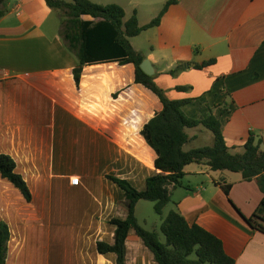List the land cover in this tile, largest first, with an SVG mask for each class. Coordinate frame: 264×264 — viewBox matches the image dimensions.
I'll return each mask as SVG.
<instances>
[{
    "label": "crops",
    "instance_id": "obj_1",
    "mask_svg": "<svg viewBox=\"0 0 264 264\" xmlns=\"http://www.w3.org/2000/svg\"><path fill=\"white\" fill-rule=\"evenodd\" d=\"M90 1L122 6L126 22L136 12L141 27L169 2ZM1 6L0 154L15 160L33 196L28 203L0 175V221L11 233L6 264H77L87 238H96L95 249L99 241L113 244L110 221L126 216L124 193L107 176L136 188L156 174L157 155L141 132L163 106L135 83L132 64L86 65L77 85L78 58L63 40V19L45 0H4ZM131 44L150 61L168 97L194 100L183 108L187 116L213 113L220 119L233 153L244 152L251 134L264 142V0H179L159 26ZM213 60L201 70L188 65ZM179 66L177 75H169ZM180 86L190 90L179 92ZM203 129L188 130L192 142L186 151ZM185 173L189 187L172 190L173 207L190 225L220 239L236 264H264V233L243 218L261 205L257 182L205 164L190 165ZM223 184L232 185L228 196ZM118 205L123 213L117 214ZM130 255L133 264H154L133 233L127 264ZM97 256L115 264L113 254Z\"/></svg>",
    "mask_w": 264,
    "mask_h": 264
},
{
    "label": "trees",
    "instance_id": "obj_2",
    "mask_svg": "<svg viewBox=\"0 0 264 264\" xmlns=\"http://www.w3.org/2000/svg\"><path fill=\"white\" fill-rule=\"evenodd\" d=\"M3 1L0 0V18L6 14V10L1 6ZM45 1L51 9L64 12L61 33L67 48L79 61L78 67L74 70L77 85L80 84L82 70L86 65L106 62L132 64L135 67V83L150 90L163 106L162 111L157 113L141 132L149 147L157 155L154 164L156 174L146 180L141 191L125 179L107 176L124 193L123 206L126 216L116 217L110 221L115 227L114 242L113 244L97 242V253L113 254L116 256L115 264H127V240L133 233L153 254L154 264H236L235 260L226 254L220 239L197 224L190 225L178 210L171 211L162 221L161 232L165 237L164 242L158 233L145 230L136 217L137 204L142 200L154 202L156 213L163 215L164 210L172 202V190L183 185L186 167L205 164L213 172L241 173L244 181L257 182L263 194L261 205L254 216L243 218L252 229L264 233L263 140L251 134L244 146V152L233 153L226 144L220 119L213 113L207 118L200 119L187 116L183 108L192 104L194 100L168 97L157 84L156 76H148L143 72L141 64L145 57L131 44V39L138 37L147 29L159 26L169 7L179 0H169L159 16L145 27L139 25L136 12L126 22V12L117 4L104 6L90 0ZM213 63L214 60L188 65L201 70ZM181 70L182 67L179 66L170 71L169 75L175 76ZM176 90L188 92L190 87L180 86ZM199 127L213 134V145L186 151L185 146L192 142L188 130ZM16 168V162L11 156L0 154L1 177L10 182L24 199L31 203L32 192L23 177L16 173ZM231 188L230 184L222 185L227 196ZM10 239L8 224L0 221V264L7 262Z\"/></svg>",
    "mask_w": 264,
    "mask_h": 264
},
{
    "label": "rangeland",
    "instance_id": "obj_3",
    "mask_svg": "<svg viewBox=\"0 0 264 264\" xmlns=\"http://www.w3.org/2000/svg\"><path fill=\"white\" fill-rule=\"evenodd\" d=\"M65 1H70V0H65ZM59 14V17L61 19L64 20V12L61 10H56ZM55 18H57V15H55ZM214 143V137L213 134L206 130L203 129V134L200 135L199 139L197 141H195L194 143H192L190 146H187V150H190L192 148L198 149V148H202L205 146H212ZM194 168V167H192ZM213 175H215V173H212ZM218 177V175H215ZM191 181V180H190ZM196 181L193 182V188H196L195 185ZM185 187H189V178H185L183 180V185ZM145 187V186H144ZM144 187H136L137 190H143ZM172 197V196H171ZM118 213H123L124 209L122 208L121 205H118ZM173 210H178L175 209V207H173V204L171 202L170 205L167 206V208L164 210L163 215H159L156 213L155 211V203L154 202H150V201H140L137 204L136 207V217L139 221V224L147 231L150 232H156L160 235L162 241H165V237L161 232V224L162 221L169 215V213ZM95 237H91V238H87V242L88 244L83 248V250H81V254L83 256L81 262H78L77 264H108L107 262L101 260L98 258L97 256V251L95 249ZM111 262V261H110ZM112 263V262H111ZM133 257L132 255H130V259H129V264H133ZM113 264V263H112Z\"/></svg>",
    "mask_w": 264,
    "mask_h": 264
},
{
    "label": "water",
    "instance_id": "obj_4",
    "mask_svg": "<svg viewBox=\"0 0 264 264\" xmlns=\"http://www.w3.org/2000/svg\"><path fill=\"white\" fill-rule=\"evenodd\" d=\"M141 69L143 72L148 76H154V68L149 60H144V62L141 64Z\"/></svg>",
    "mask_w": 264,
    "mask_h": 264
}]
</instances>
